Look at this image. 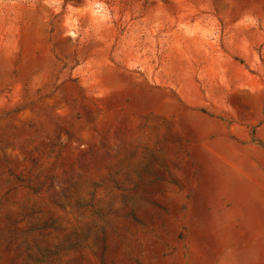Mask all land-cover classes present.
Segmentation results:
<instances>
[{
	"label": "rangeland",
	"instance_id": "obj_1",
	"mask_svg": "<svg viewBox=\"0 0 264 264\" xmlns=\"http://www.w3.org/2000/svg\"><path fill=\"white\" fill-rule=\"evenodd\" d=\"M0 264H264V0H0Z\"/></svg>",
	"mask_w": 264,
	"mask_h": 264
}]
</instances>
